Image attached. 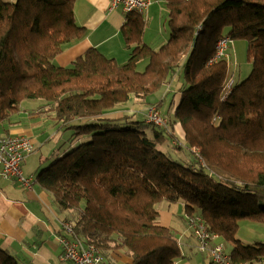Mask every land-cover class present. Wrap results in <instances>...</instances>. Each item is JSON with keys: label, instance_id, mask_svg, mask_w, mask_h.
Instances as JSON below:
<instances>
[{"label": "trees", "instance_id": "obj_1", "mask_svg": "<svg viewBox=\"0 0 264 264\" xmlns=\"http://www.w3.org/2000/svg\"><path fill=\"white\" fill-rule=\"evenodd\" d=\"M163 1L168 31L159 45L143 42L144 20L128 12L125 62L90 48L59 66L55 56L85 33L75 0H0V123L31 101L70 130L35 179L84 244L120 249L130 264H176L178 240L157 220L166 200L199 216L230 264H264V242L236 236L243 223L264 224V0ZM224 36L246 41L251 66L242 79L226 56L210 61ZM173 82L169 129L114 114L159 105L158 92ZM176 124L183 142L163 145ZM0 264L28 262L0 248Z\"/></svg>", "mask_w": 264, "mask_h": 264}, {"label": "crops", "instance_id": "obj_2", "mask_svg": "<svg viewBox=\"0 0 264 264\" xmlns=\"http://www.w3.org/2000/svg\"><path fill=\"white\" fill-rule=\"evenodd\" d=\"M163 2V0H149L147 9L142 15L140 14L144 20L143 42L150 46H157L167 38ZM126 14L121 6L112 8L110 0H75L74 17L76 23L83 26L85 33L55 56V64L68 66L90 48H96L120 63L124 62L129 56V50L124 46L121 35V26ZM152 15H156L159 26L158 36H153L155 38H150L148 35L150 33L147 32ZM235 44L234 42L231 47L236 53ZM33 103L37 104V102ZM37 105L30 111L31 105L25 106L23 102L19 112L21 111L20 114L26 112L28 114L26 118L30 122L39 120L40 114L33 110ZM18 116L15 113L8 121L0 123V137L25 136L34 143L35 139L31 135L36 134V130L31 129L29 124L20 126ZM176 126L180 127L178 124L175 128ZM178 133L183 137L182 130ZM37 136L40 137L39 134ZM38 170L39 168L35 169L34 175L31 172H22L24 176L33 178L31 188L20 185L15 179L0 178V248L18 256L28 264H75L61 258L62 248L59 237L66 235L64 229V224L67 222L66 212L59 211L52 201L51 194L38 185L35 179ZM157 210L158 216L163 212V222L159 224L171 228L177 239L182 240V250L189 248L190 245L196 246L197 242L192 231L182 234L176 230L170 208L157 207ZM183 259H179L176 263L190 264L185 256ZM210 260L209 257V264H211ZM101 264H130V260L122 250L114 249L103 252Z\"/></svg>", "mask_w": 264, "mask_h": 264}, {"label": "rangeland", "instance_id": "obj_3", "mask_svg": "<svg viewBox=\"0 0 264 264\" xmlns=\"http://www.w3.org/2000/svg\"><path fill=\"white\" fill-rule=\"evenodd\" d=\"M156 23H157L156 15H152L147 30V32L150 33L148 34L150 38H155L158 36L159 26L158 23L157 24ZM234 42L236 43L235 44L236 53L234 52L233 47H231ZM225 58L228 60L230 67L233 66L236 67V69L234 70L235 72L237 71L235 75L236 76L235 79H242L246 77L250 72L251 65L250 62L247 61L246 41L244 39L231 40ZM143 65L144 64H142L141 66L143 67ZM178 93L179 92L177 91L175 82H173L172 85L171 84L165 85L158 92L157 97L155 96L156 100L164 96L163 102L161 101L159 105L157 106L154 104L145 105V106L139 105V107L136 108H133L129 105H125V107L119 108L120 110L118 111L121 112H117L114 114H120V113L122 115L133 114L135 117L142 118V120H144L146 123L151 124L160 130H165V128L167 130V128L169 129V124H168L169 117L172 115L173 107L176 105V102L178 100L177 99ZM39 103L41 102L39 101ZM28 104L31 105V109L36 105L33 102L31 103V101H24L25 106H27ZM20 113L21 111L16 112V115H19L18 117L20 118V126L29 124V127L31 129L36 130V134L32 133L31 135L35 139L33 143L34 151L27 158H25L24 162L21 164L22 172H31L34 175L35 169L37 170L39 168L38 172L41 171L45 166L50 164L51 161H53V159H55L59 155L58 154L59 152H61L65 147H67L70 130L66 129L62 125L53 124L49 117L51 116V112L43 113V114L37 112V114H40L38 116L40 117L39 120L36 121L31 120V122L29 119L26 118L28 116L26 112L25 114H20ZM104 114H109V112H106ZM112 115L110 116L113 117ZM181 130H182L181 127L176 126V128L174 129V133L176 134V137H173L171 142H170L171 137L165 131L166 134H164L165 139L162 142L163 145L174 147L173 145L175 144L173 143L179 144V142L180 143L181 141L183 142L182 140L183 137H181L182 135L178 133ZM37 134H39L40 137H38ZM168 149L177 153H182L183 150H186V148L184 147L182 148L183 150L172 149V148H168ZM157 207L158 208L167 207L172 210L173 212L172 222L175 224L176 230L178 232H181L183 234L186 232L190 233L192 231V228L188 222L186 214L183 213V206L181 203L179 202L168 203L166 200H164L157 203ZM162 216H163V212H160V216H158L157 218L158 222H163ZM66 224L68 226H71L68 222H66ZM187 225L190 228H188ZM236 236L246 244L252 243L254 241L264 242V224L248 223V222L243 223L242 225L239 226ZM177 240L181 247V251L183 255L184 253H186L184 256L189 261L190 264H209L208 251H200L197 247V243L196 246L190 245L189 248L182 250V246H181L182 240L180 238H178ZM100 254L102 257L103 253L101 251ZM183 258L184 257H182L181 259Z\"/></svg>", "mask_w": 264, "mask_h": 264}, {"label": "built area", "instance_id": "obj_4", "mask_svg": "<svg viewBox=\"0 0 264 264\" xmlns=\"http://www.w3.org/2000/svg\"><path fill=\"white\" fill-rule=\"evenodd\" d=\"M111 7L121 6L123 11L143 14L148 7L149 0H110ZM231 39L228 36L221 37L216 42V52L211 58L215 59L227 55ZM34 151V145L30 138L25 136L0 137V178L15 179L20 185L32 187L33 178L24 176L21 170L22 161ZM192 228V233L197 241L200 251H208L211 264H230V256L225 251L223 244L217 240V234L210 232L199 216L186 215ZM66 235L59 237L62 248L61 258L72 261L75 264H101L100 251L93 244H84L72 235V227L64 224Z\"/></svg>", "mask_w": 264, "mask_h": 264}]
</instances>
